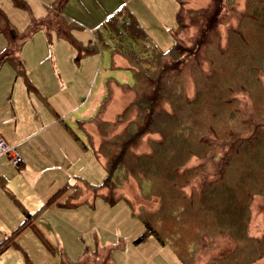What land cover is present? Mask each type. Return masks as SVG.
Instances as JSON below:
<instances>
[{
	"label": "trees",
	"instance_id": "obj_1",
	"mask_svg": "<svg viewBox=\"0 0 264 264\" xmlns=\"http://www.w3.org/2000/svg\"><path fill=\"white\" fill-rule=\"evenodd\" d=\"M65 1L52 0L46 14L31 18L22 31L0 7V33L6 40L0 64L10 62L16 76H24L18 53L38 29L54 30L76 45L71 35L74 22L61 12ZM177 1L176 26L166 51L151 42L126 9H117L103 21L95 40L108 47L111 68L122 67L114 63L115 56L125 60L131 81L105 80V97L95 113L76 121L86 143L62 124L82 148L92 149L104 169L100 186L88 188L91 196L100 194L110 203L124 198L140 220L142 231L133 242L151 236L167 243L182 264H256L264 258V229L256 236L249 234L248 226L254 197L264 195V0H244L240 9L234 8L233 0H208L186 8L188 0ZM185 14L196 30L183 37L181 31L189 26L182 20ZM231 15L233 23L227 20ZM220 24L225 25V43ZM184 68L193 80L189 96L183 87ZM110 83L132 93L112 120L100 112L112 95ZM89 120L95 121L97 144L84 129ZM142 140L147 149L139 151ZM192 157L199 161L189 164ZM127 177L135 180L143 199H156L155 208L136 207L116 193ZM72 188L73 195L82 191L75 184ZM32 220L33 214L24 211L21 223L0 241V252ZM218 234L230 239L233 247L199 263V248ZM109 248L91 252L79 264H113Z\"/></svg>",
	"mask_w": 264,
	"mask_h": 264
},
{
	"label": "rangeland",
	"instance_id": "obj_2",
	"mask_svg": "<svg viewBox=\"0 0 264 264\" xmlns=\"http://www.w3.org/2000/svg\"><path fill=\"white\" fill-rule=\"evenodd\" d=\"M51 1L0 0V7L10 23L17 30L22 31L26 28L31 18H42L46 14V6ZM206 1L188 0L184 7L186 8L188 5L192 7L201 6L206 4ZM233 1V6L237 9H240L244 2V0ZM178 7L177 0H66L61 12L74 22L75 27L72 29L71 35L76 39L77 44L73 45L67 39L59 37L54 30L38 29L24 41L18 53V58H20L28 78L33 80V83L40 84L46 94L49 93V96L53 97L51 101L55 100L62 102V104L64 101L67 104L65 100L67 96H63V94L70 95L69 92H73L74 89L73 83H69L63 70H68L67 72L71 76L78 74L87 75V80L83 79L85 84L84 92L75 91L81 100L85 99L82 101V106L74 111L71 118L67 114H61L62 120L86 143V136L83 130L78 128L76 121L80 118H88L95 113V110L102 102V98L105 97V80L109 77H114L119 81H131V74L125 68V60L115 56L114 63L122 67L111 68L112 60L108 47L99 45L98 41L95 40L97 32L101 31L103 21L117 9H126L136 18L151 42L158 49L166 51L172 43L171 33L176 26ZM182 20L189 25L181 31L183 32L181 36L186 37L196 30V26L192 25L190 17L186 14ZM227 20L233 23L235 17L233 15L228 16ZM218 32L221 42L225 43L224 24L218 26ZM105 40L110 43L108 38H105ZM5 42V37L0 33V50L5 45ZM85 49L89 51L85 52ZM13 69L14 65L10 62H2L0 64V88L2 89L0 91V126H2L3 122L8 121L10 116V105L6 100H8L11 93V83H13L11 79L13 73L11 71L13 72ZM181 74L185 94L188 96L192 95L194 86L191 74L187 68H184ZM17 75L18 77H23L20 74ZM61 85H65L67 90H61ZM110 85L113 88L112 95L100 112H102L101 116L104 119L112 120L115 114L130 99L132 93L125 92L117 84L110 83ZM29 91L31 94L37 95L35 90L29 89ZM240 97L242 100L246 98L245 96ZM242 103L245 104L244 101ZM120 127L119 125L112 129L111 132L118 131ZM84 129L91 134L93 143L97 144L99 134L95 121H85ZM42 138V136L37 135V137L29 139L23 145H19L17 150L30 145L40 148L41 145H45ZM72 141L77 145L74 159L71 160V156L65 153L66 158L64 160L60 158L59 168L63 169L66 174L70 171H75L74 173L77 171L73 180L75 182L72 184L98 188L105 174L100 161L90 147L85 149L73 138ZM137 149L139 151L146 150V142L142 140ZM0 159H5L10 164L9 160L4 156H0ZM77 160L78 163H76ZM198 161L199 158L192 157L188 163L194 164ZM70 175L68 174L67 177L69 178ZM68 181L66 178V183H69ZM70 192V189L60 192L56 198L52 197L50 199V203H55L53 201L64 203ZM116 193L124 194L130 198L136 207L142 205L147 209H153L157 205L156 199L145 200L140 196L137 184L131 177L124 178L122 183L117 185ZM84 195L83 191L77 194L80 199H83ZM87 199V201H81L80 204L73 207L72 209L74 210H60V213L45 211L46 215L41 221L47 223L45 233L49 234V239H47L53 249H48L40 243L33 232L38 241L34 243L32 235V243L28 245L29 251H27L32 264H79L91 252L100 254V248L103 249V246L110 247L108 251L113 264H182L167 243L160 244L151 236L145 237L139 243L133 242V239L141 232L142 225L137 216L132 214L133 211L124 198H118L110 203L109 200L103 198L100 194H96L94 197L90 196ZM44 210L45 208H39V212H44ZM128 215L134 217L129 218ZM133 218L139 222L141 230L137 232L138 234L132 231V222L129 219L133 220ZM54 229L59 231L60 242L58 241L59 236L55 235ZM263 229L264 195L256 196L253 199L248 232L251 235L259 236ZM105 241L108 243H105ZM232 247L233 243L230 239L218 234L214 239L206 241L204 247L199 248L200 251L198 252H200L199 256L201 254V258H199L198 262L205 263L211 256H221ZM11 251L10 254L8 251V255H4L5 263H9L17 256H20L17 253V249ZM18 252L22 254L21 251L18 250ZM256 264H264V258Z\"/></svg>",
	"mask_w": 264,
	"mask_h": 264
},
{
	"label": "crops",
	"instance_id": "obj_3",
	"mask_svg": "<svg viewBox=\"0 0 264 264\" xmlns=\"http://www.w3.org/2000/svg\"><path fill=\"white\" fill-rule=\"evenodd\" d=\"M23 70V77L16 76L14 69L13 72L11 71L13 73L11 78L13 83H11V93L8 100H6L10 105V116L8 121L3 122L2 126H0V137L17 148L29 139L40 135L43 137L42 140L45 145H41L40 148L31 145L20 148L18 151L23 158V162L17 165L9 161L10 165L5 159H0V241L12 234V231L21 223L24 218V211L33 214L32 224L20 230L14 236L13 242L0 252V264H32L27 254V251H29L28 245L32 243V235L34 243L39 239L40 243L48 249H53L50 241H48L49 234L45 233L47 223L41 221L46 215L45 213L47 211L60 213V210H74L72 208L76 205L72 206L71 203L78 205L81 201L88 200L87 198L91 196L88 187L85 185L79 186L85 193L83 199L78 198L79 195H73L72 185L74 184L72 183L75 182L73 180L77 171L76 173H74L75 171H70L68 174L71 175L68 178V174L59 168L60 158L64 160L66 158L65 153H68L72 160L75 152H77V145L72 141L71 135L63 124H61L63 121L61 114H67L71 118L74 111L82 106V101L85 99L81 100L75 91L84 92L85 84L83 79L87 80V75L78 74L71 76L67 72L68 70H63L69 83H73L74 89L73 92H69L70 95L63 94V96H67L65 97L67 104L65 101L62 104V102L55 100L51 101L53 97L49 96V93L46 94L40 84L34 82L35 85L32 82L33 80L28 78L25 68ZM60 88L63 91L67 90L65 85H61ZM29 89L35 90L37 95L31 94ZM0 91H2L1 88ZM0 156L3 157V155ZM76 163H78V160ZM66 178L69 183H66ZM66 185V189H70L71 192L65 202L53 201L55 203H50L52 197L56 198L60 192L66 190L65 188L62 189ZM39 208H45L44 212H39ZM132 214L135 215L134 212ZM128 217L132 218L134 216L128 215ZM129 220L132 222V231L140 232L141 229L138 224L140 220L138 219L139 222L134 218ZM54 230L55 235L59 236L58 241L60 242L59 231L58 229ZM125 236L129 237L128 235ZM105 243L108 242L105 241ZM13 249H17V253L20 256H17L9 263H5L4 255H8V251L10 254Z\"/></svg>",
	"mask_w": 264,
	"mask_h": 264
},
{
	"label": "built area",
	"instance_id": "obj_4",
	"mask_svg": "<svg viewBox=\"0 0 264 264\" xmlns=\"http://www.w3.org/2000/svg\"><path fill=\"white\" fill-rule=\"evenodd\" d=\"M0 155L5 156L12 164L17 165L23 162V158L14 145L8 144L0 137Z\"/></svg>",
	"mask_w": 264,
	"mask_h": 264
}]
</instances>
